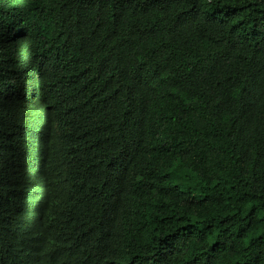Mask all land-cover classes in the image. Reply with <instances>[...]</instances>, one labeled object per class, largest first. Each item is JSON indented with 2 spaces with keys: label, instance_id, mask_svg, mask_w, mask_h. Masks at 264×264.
I'll list each match as a JSON object with an SVG mask.
<instances>
[{
  "label": "trees",
  "instance_id": "1",
  "mask_svg": "<svg viewBox=\"0 0 264 264\" xmlns=\"http://www.w3.org/2000/svg\"><path fill=\"white\" fill-rule=\"evenodd\" d=\"M0 264H264V0H0Z\"/></svg>",
  "mask_w": 264,
  "mask_h": 264
}]
</instances>
